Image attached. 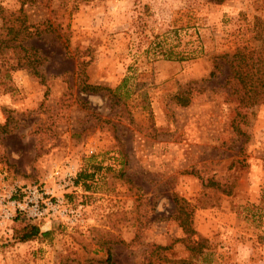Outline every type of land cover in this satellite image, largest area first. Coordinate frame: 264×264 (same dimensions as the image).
Listing matches in <instances>:
<instances>
[{"label":"rangeland","instance_id":"1","mask_svg":"<svg viewBox=\"0 0 264 264\" xmlns=\"http://www.w3.org/2000/svg\"><path fill=\"white\" fill-rule=\"evenodd\" d=\"M22 25L42 78L0 43V202L56 206L0 217V264H264V103L231 70L264 0H0V40Z\"/></svg>","mask_w":264,"mask_h":264},{"label":"trees","instance_id":"2","mask_svg":"<svg viewBox=\"0 0 264 264\" xmlns=\"http://www.w3.org/2000/svg\"><path fill=\"white\" fill-rule=\"evenodd\" d=\"M22 26V30H19V26L17 27L18 29L16 28L17 30H11L10 28H8L6 35L14 34L15 38H4L0 40V43L3 44L4 48L12 49L16 60V67L19 66L22 68H26L32 75L42 78L40 70L35 66L36 59L33 56L35 49L23 45L21 43L23 38L16 39V37L23 32L29 33L28 28L24 25ZM10 56L13 57V54ZM187 56H189L188 53H186V55L178 54L176 56L171 52H168L167 54L168 59L174 58L181 60L187 58ZM21 60H24V62H20ZM231 70L237 83V87H234L233 92L236 93V95L240 99V102L247 105L264 103V49L260 50L258 55H256L255 57L244 53L239 54L236 61L231 64ZM213 75L214 72L211 71L210 76ZM117 89L118 87H116L115 89H110L105 86L93 85L88 83H83L80 87L81 92H102L111 94L112 96H117L115 92ZM87 177H89L87 173L80 172L77 175L75 183L84 182ZM180 213L186 214L184 211H180ZM186 217L188 218V215ZM180 225H182V228L186 232H191L186 218L182 219ZM38 233L39 228L35 225H24L21 232L16 234L15 236L19 241H26L37 236Z\"/></svg>","mask_w":264,"mask_h":264},{"label":"built area","instance_id":"3","mask_svg":"<svg viewBox=\"0 0 264 264\" xmlns=\"http://www.w3.org/2000/svg\"><path fill=\"white\" fill-rule=\"evenodd\" d=\"M0 203L4 204L2 218H9L12 208L32 219H39L48 209L53 210L56 206L47 192L37 185L11 186L9 196L1 197Z\"/></svg>","mask_w":264,"mask_h":264}]
</instances>
